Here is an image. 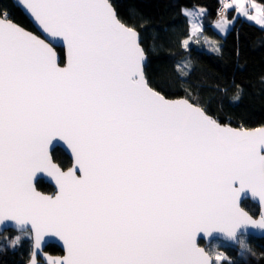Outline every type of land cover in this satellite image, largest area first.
<instances>
[{
    "label": "snow or ice",
    "instance_id": "obj_1",
    "mask_svg": "<svg viewBox=\"0 0 264 264\" xmlns=\"http://www.w3.org/2000/svg\"><path fill=\"white\" fill-rule=\"evenodd\" d=\"M23 2L67 58L59 66L51 44L0 11V226H30L36 252L58 237L65 254L49 264H221L198 233L264 229L239 203L250 190L264 205V126L221 124L149 86L137 33L109 0ZM223 7L264 25L255 4L256 15L244 0ZM54 141L72 154L66 171ZM38 173L54 194L36 189Z\"/></svg>",
    "mask_w": 264,
    "mask_h": 264
},
{
    "label": "trees",
    "instance_id": "obj_2",
    "mask_svg": "<svg viewBox=\"0 0 264 264\" xmlns=\"http://www.w3.org/2000/svg\"><path fill=\"white\" fill-rule=\"evenodd\" d=\"M264 7V0H252ZM117 17L138 31L139 41L147 55L144 73L151 87L168 98L185 97L201 106L221 123L237 128L264 125V28L235 14L227 13L232 26L224 34L211 23L219 15L220 0H109ZM232 3V0H231ZM205 8L203 32L218 43L216 52L199 49L205 37L190 33L183 7ZM0 11L25 30L40 35L33 19L17 0H0ZM189 41L188 46L183 42ZM60 64L64 52L56 48ZM190 69L184 75L182 71ZM186 64V65H185ZM53 159L63 168L70 166L69 157L60 149L52 151ZM39 190L51 192L53 187L42 180ZM242 206L254 216L256 206L249 201ZM15 242V243H13ZM234 257L237 250L223 246L225 253L240 259L239 264H264V243ZM45 251L61 254L55 244ZM31 253L29 232L6 230L0 233V264H26Z\"/></svg>",
    "mask_w": 264,
    "mask_h": 264
},
{
    "label": "water",
    "instance_id": "obj_3",
    "mask_svg": "<svg viewBox=\"0 0 264 264\" xmlns=\"http://www.w3.org/2000/svg\"><path fill=\"white\" fill-rule=\"evenodd\" d=\"M17 1H18L19 5L23 8V10L33 19V21L35 22V24H36V26H37V28H38V30L40 32V35H37V34H34V33L33 34L36 35V36H39L41 39H45V41L47 43L51 44L54 52L56 53L57 64L59 66H61V67L65 66L66 65V58H67V50H66V46L63 43L62 38H51L48 34L44 33L43 30H42V28L39 26L38 22H36L34 20V17H32L30 15V12L26 9V5L24 4L23 0H17ZM113 9H114V7H113ZM114 11H115V9H114ZM126 26H128V25H126ZM128 27H130V26H128ZM135 31H136L137 36H138V43L140 44L138 31L137 30H135ZM140 47H141L142 51L144 52L143 47L141 46V44H140ZM56 48H61L63 50V52H64V63L63 64H60L59 63L60 57H59V54H58ZM144 55H145V60L143 62V71H144V66H145V64L147 62V55H146L145 52H144ZM145 79L147 81L146 76H145ZM154 90H156V89H154ZM166 98H168V97H166ZM168 99H187V98H185V97H178V98H168ZM188 101L190 103H192L190 100H188ZM196 106H198V105H196ZM199 107H201V106H199ZM217 121L219 123H221L219 120H217ZM221 124H224V123H221ZM224 125H229V124H224ZM229 126H231V125H229ZM231 127H233V126H231ZM259 127H261V126H259ZM234 128H237V127H234ZM255 128H258V127H255ZM250 129H254V128H250ZM55 148H60L69 157V159L71 161L70 166L67 167V168H65V169H63L60 166L62 168V170H65L66 171L68 168L72 167V165H73V157H72V154H71L70 150L66 147V145L63 142H56V141H54L53 146H52V148L50 150L51 151V155H52V151ZM262 152H264V148H262ZM54 162L57 163L55 160H54ZM39 180H42L44 183H47V184L51 185L53 187V190L51 192H49V193L48 192H43V191L39 190L37 188V186H36V183ZM34 186L36 187V189L38 191H40V192H42L44 194H47V195H52L57 190L54 181L47 175V173H38L37 176L34 178ZM244 200H249L250 202L255 203L258 206V208H259V214L257 216H253L255 219L258 220V219H260V216L261 215H264V205H261V203L259 202L258 197H254L252 195V193H251L250 190H245V191H242L240 193V195H239V203H240V205H241V203ZM6 230H14L16 232H26V231H28L30 233L31 253H30L29 259L26 262V264H29V261H30L31 258H33V254L34 253H35L34 259L36 261V264H49V259L50 258L60 257V256H63L65 254L63 242L58 237H55L53 235H47V236H45V238H44V240L42 242L40 251L39 252H36L35 251V247H34V233L30 229V226H23V225H19L18 226L14 222L8 221V222H5L2 226H0V233L4 232ZM240 235H252L255 238H263L264 239V229H259L257 227H253V226H241L240 228H238L237 232L235 233L234 238H229V237L225 236L222 232H220L218 230H214L209 236H207V235L205 236V234L203 232H200V233L197 234V244H198V246L205 248L207 245L210 244V242L212 240L218 239V240H222L223 242L228 243V244L237 245V244H239V236ZM199 240H202L203 241V245H200L199 244ZM48 244H55V245H57L61 249V254L52 255V254L46 252L45 251V247Z\"/></svg>",
    "mask_w": 264,
    "mask_h": 264
},
{
    "label": "rangeland",
    "instance_id": "obj_4",
    "mask_svg": "<svg viewBox=\"0 0 264 264\" xmlns=\"http://www.w3.org/2000/svg\"><path fill=\"white\" fill-rule=\"evenodd\" d=\"M253 4L257 5L258 7H261L262 9H264V7L261 4H259V3L253 2ZM251 8L253 10V14L256 15L257 13H256L255 9L253 7H251ZM201 10H203V11H201ZM252 10H251V12H252ZM182 11L187 16V19H188V22H189V25H190V33L192 35L198 34L199 37L200 36L201 37H205L206 38L205 40H207V41H205V42H207L205 46H196V47L199 48V49H205V50H208V51L216 52L218 50L217 49L218 48V43L214 39H212L210 37H207V35H205V33L203 32V28H204V25H205L204 24V15L206 13L205 8L200 7V6L183 7ZM228 11H229V8L226 9L221 14H223V15L227 14ZM247 20L257 24L260 27L264 28V25L259 24L256 21L249 20L248 18H247ZM193 24H197V25L200 26L198 31H195V32L192 31V25ZM214 30L216 32L219 31V29L218 28L216 29V27L214 28ZM188 67L189 68L186 71H182L181 70V74L182 75H184V74H186L188 72V70L190 69V63L188 65ZM26 232H28V231H26ZM29 235H30V233H29ZM239 241H240V244L238 246V253L239 254H241L244 251H247V250H249L251 248H258L257 243L259 241H257V239H254V238H250L249 236H241L239 238ZM223 246H226V245L222 241L214 240L206 247V250L209 252L210 255L213 256V258L217 254H223V256L225 257L226 256L225 250L221 249ZM223 261H224V259L222 260V262ZM240 261H241L240 259H237L234 262V264H239Z\"/></svg>",
    "mask_w": 264,
    "mask_h": 264
},
{
    "label": "crops",
    "instance_id": "obj_5",
    "mask_svg": "<svg viewBox=\"0 0 264 264\" xmlns=\"http://www.w3.org/2000/svg\"><path fill=\"white\" fill-rule=\"evenodd\" d=\"M244 2H245V6H246V8H248L249 9V14L250 15H254L253 14V10H252V5H253V2L254 1H252V0H244ZM232 3H233V0H232ZM231 3V4H232ZM230 10H234L235 11V9H233V8H229V11ZM251 10H252V12H251ZM262 10H264V9H262ZM228 11V12H229ZM235 14L236 15H238L237 13H236V11H235ZM238 16H241V17H243V18H245V19H247V17H245V16H243L242 14H239ZM217 23H223L224 25H225V28L223 29V31H221L220 29H219V31H217L218 33H222V34H224L225 32H227L229 29H230V27L232 26V20H230L228 17H227V14H219L215 19H214V21L211 23V26H212V28L214 29L215 28V25L217 24ZM217 29V28H216Z\"/></svg>",
    "mask_w": 264,
    "mask_h": 264
},
{
    "label": "flooded vegetation",
    "instance_id": "obj_6",
    "mask_svg": "<svg viewBox=\"0 0 264 264\" xmlns=\"http://www.w3.org/2000/svg\"><path fill=\"white\" fill-rule=\"evenodd\" d=\"M245 201H249V200H244L243 202H245ZM250 202V201H249ZM250 203H252V202H250ZM252 204H254L255 206H256V208H257V210H256V213L254 214V216H257L258 214H259V208H258V206L255 204V203H252ZM241 205H242V203H241ZM243 207V206H242ZM250 213V212H249ZM241 236H249L250 238H254V239H257V241H259L260 243H264V239L263 238H255L254 236H252V235H240L239 236V238L241 237ZM214 240H218V239H214ZM214 240H212V241H214ZM211 241V242H212ZM220 241H222V240H220ZM210 242V243H211ZM223 242V241H222ZM226 246H230L232 249H235V250H237V254H236V256H234V257H239V256H241L242 255V253L241 254H239L238 253V246H239V244H240V241H239V244H237V245H232V244H228V243H225V242H223ZM199 244L200 245H203V241L202 240H199ZM49 245V244H48ZM208 246V245H207ZM206 246V247H207ZM47 247V246H46ZM45 247V248H46ZM205 247V248H206ZM47 252V251H46ZM49 253V252H48ZM226 254V253H225ZM226 258L224 259V261L221 263V264H234V262L236 261V259L233 257V256H231V255H228V254H226V256H225Z\"/></svg>",
    "mask_w": 264,
    "mask_h": 264
},
{
    "label": "built area",
    "instance_id": "obj_7",
    "mask_svg": "<svg viewBox=\"0 0 264 264\" xmlns=\"http://www.w3.org/2000/svg\"><path fill=\"white\" fill-rule=\"evenodd\" d=\"M224 4H231V0H220L218 6H217V12L218 14L223 13L226 9L223 7Z\"/></svg>",
    "mask_w": 264,
    "mask_h": 264
}]
</instances>
